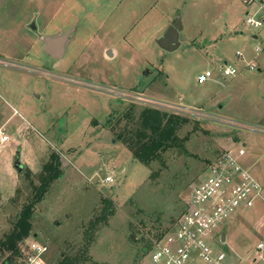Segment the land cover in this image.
I'll return each mask as SVG.
<instances>
[{
    "label": "rangeland",
    "instance_id": "1",
    "mask_svg": "<svg viewBox=\"0 0 264 264\" xmlns=\"http://www.w3.org/2000/svg\"><path fill=\"white\" fill-rule=\"evenodd\" d=\"M249 9L242 0H0V127L9 137L0 149V239L55 158L61 175L34 206L25 239L47 248L44 264L64 254L86 264H151L144 248L174 225L192 185L244 144L241 162L263 200L217 228L216 250L251 264L247 255L264 237V27L246 25ZM175 17L180 46L169 53L156 40ZM68 32L62 59L50 58L41 37ZM236 52L257 67L244 69ZM225 61L236 77L197 83ZM131 105L186 118L184 148L148 167L133 160L114 132Z\"/></svg>",
    "mask_w": 264,
    "mask_h": 264
},
{
    "label": "built area",
    "instance_id": "2",
    "mask_svg": "<svg viewBox=\"0 0 264 264\" xmlns=\"http://www.w3.org/2000/svg\"><path fill=\"white\" fill-rule=\"evenodd\" d=\"M242 2L251 7L245 13L246 25L253 29L263 28L264 0ZM259 51V48L255 49V53ZM235 55L239 61H244L241 52ZM256 67L252 61L244 63V69L254 70ZM218 75L224 79L234 78L238 75V69L225 61L218 67L216 75L207 70L198 75L196 81L204 84ZM257 131L264 133V128H257ZM8 142L5 128L0 127V149ZM245 154V145L242 144L235 149L225 150L215 158L203 177L192 185L174 225L153 242L148 252L151 264H234L225 252L216 250L217 243L223 241L217 228L244 210L253 209L263 200L262 185L241 162ZM103 182L111 184L113 179L108 175ZM261 227H264V219ZM21 248L22 260L18 264H44L47 248L40 242L25 240ZM247 260L251 264H264V237H259Z\"/></svg>",
    "mask_w": 264,
    "mask_h": 264
},
{
    "label": "trees",
    "instance_id": "3",
    "mask_svg": "<svg viewBox=\"0 0 264 264\" xmlns=\"http://www.w3.org/2000/svg\"><path fill=\"white\" fill-rule=\"evenodd\" d=\"M122 120L126 122L122 128L114 131L116 138L130 152L132 159L144 166H150L168 150L179 151L184 148L185 142L178 137V131L187 123L184 117L150 107L136 110V107L131 105L128 112L117 119V126H120ZM58 167V161L55 158L52 159L43 167L39 186L36 187L32 183V200L22 207L11 231L0 239V261L7 254L0 264L20 262L22 244L32 230L33 208L43 199L50 185L61 175ZM102 216L105 219L106 212H103ZM152 245L153 243L144 248V253H148ZM86 246L89 248L90 245L86 244ZM87 262L88 259L83 255L64 254L56 264H86Z\"/></svg>",
    "mask_w": 264,
    "mask_h": 264
},
{
    "label": "water",
    "instance_id": "4",
    "mask_svg": "<svg viewBox=\"0 0 264 264\" xmlns=\"http://www.w3.org/2000/svg\"><path fill=\"white\" fill-rule=\"evenodd\" d=\"M182 29L180 17H176L172 22L167 31L156 40L157 46L165 52H173L180 46L179 43V32ZM69 33H63L57 36H45L42 37L44 44L43 51L52 59L61 60L65 53V46L69 41ZM107 56H111V51L106 52ZM20 152L17 151L13 159V167L19 174L23 168L19 160ZM223 239V237H222Z\"/></svg>",
    "mask_w": 264,
    "mask_h": 264
},
{
    "label": "crops",
    "instance_id": "5",
    "mask_svg": "<svg viewBox=\"0 0 264 264\" xmlns=\"http://www.w3.org/2000/svg\"><path fill=\"white\" fill-rule=\"evenodd\" d=\"M246 12H247V11H246ZM246 12H245V13H246ZM175 18H176V17H175ZM181 31H182V29H181ZM256 37H257V36H253L254 39H256ZM68 42H69V41H68ZM68 42H67V43H68ZM66 45H67V44H66ZM9 63L11 64V62H9ZM14 63H15V62H14ZM14 63H13V64H14ZM16 63H17V64H20V62H16ZM9 66H11V65H9ZM11 67H13L14 69L18 68V67H15V64L12 65ZM19 69H21V68H19ZM17 70H18V69H17ZM222 240H223V239H222Z\"/></svg>",
    "mask_w": 264,
    "mask_h": 264
},
{
    "label": "flooded vegetation",
    "instance_id": "6",
    "mask_svg": "<svg viewBox=\"0 0 264 264\" xmlns=\"http://www.w3.org/2000/svg\"><path fill=\"white\" fill-rule=\"evenodd\" d=\"M43 37V36H42ZM42 37H41V41H42ZM43 43V42H42ZM43 46H44V44H43ZM2 62V61H1ZM3 64V63H2Z\"/></svg>",
    "mask_w": 264,
    "mask_h": 264
}]
</instances>
